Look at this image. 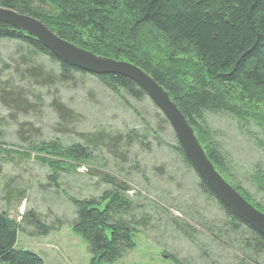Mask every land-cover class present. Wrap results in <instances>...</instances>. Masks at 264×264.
Returning <instances> with one entry per match:
<instances>
[{
    "label": "trees",
    "instance_id": "trees-1",
    "mask_svg": "<svg viewBox=\"0 0 264 264\" xmlns=\"http://www.w3.org/2000/svg\"><path fill=\"white\" fill-rule=\"evenodd\" d=\"M0 8L35 18L60 39L97 57L127 62L150 76L167 92L224 181L264 214V207L250 193L253 190L264 197V166L255 165L246 177L247 188L242 186L204 121L207 114L226 115L264 136V0H0ZM8 40L27 50L24 60L28 53H34L56 61V74L23 63V69L36 80H54L61 85L73 74L91 75L59 62L26 33L0 23V41ZM91 76L113 94H125L134 100L146 97L125 77ZM0 100L15 111H24L27 105L13 90H1ZM53 109L60 123L75 122L77 115L59 101L53 102ZM83 139L66 148L57 142L34 148L44 157L42 162L53 169L52 181L59 171L90 164L95 145L118 157L123 148L127 150L141 141L130 134H89ZM260 146L264 153L262 141ZM172 148L184 165L193 169L179 144ZM103 178L111 189L96 201L67 197L75 210L71 229L86 244L90 264H111L121 259L134 248L138 227L147 225V219L133 220L135 207L127 195L130 187L113 176L103 174ZM198 179L201 193L224 212L225 226L248 234L242 238L241 252L245 256L249 251L251 257L237 264H264V236L235 218ZM179 220L171 219L177 230V222H182ZM40 221L32 211H26L21 219L23 226L43 235L47 227ZM23 226L0 212V264H44L35 254L15 249L16 233ZM179 231L186 232L183 227Z\"/></svg>",
    "mask_w": 264,
    "mask_h": 264
},
{
    "label": "rangeland",
    "instance_id": "rangeland-1",
    "mask_svg": "<svg viewBox=\"0 0 264 264\" xmlns=\"http://www.w3.org/2000/svg\"><path fill=\"white\" fill-rule=\"evenodd\" d=\"M25 52L18 42L0 41V92L13 90L27 104L24 111H15L0 100V148L6 149H0V212L23 226V215L32 211L47 231L42 235L32 227L19 228L15 249L35 254L44 264H90L86 244L71 229L75 210L67 197L96 201L111 189L105 174L130 187L133 220L147 219L145 227H138L134 248L111 264H237L251 257L249 251L244 256L241 245L247 232L225 226L224 212L201 193L196 173L173 151L172 129L147 97L113 94L87 74H73L61 85L36 80L23 69L25 62L52 74L58 65L34 53L24 60ZM54 101L77 115L75 122L60 123ZM204 121L229 169L246 187L252 168L264 166V136L226 115L207 114ZM89 134H130L141 141L123 148L118 157L95 145L90 164L59 171L52 181L53 169L34 148L51 142L66 148ZM250 193L264 207V197ZM172 218L182 221L177 227L185 234Z\"/></svg>",
    "mask_w": 264,
    "mask_h": 264
},
{
    "label": "water",
    "instance_id": "water-1",
    "mask_svg": "<svg viewBox=\"0 0 264 264\" xmlns=\"http://www.w3.org/2000/svg\"><path fill=\"white\" fill-rule=\"evenodd\" d=\"M0 23L26 33L59 62L73 69L95 76H121L135 83L167 120L184 156L217 200L240 222L264 236V214L247 203L214 169L183 115L150 76L127 62L97 57L80 49L60 39L30 16L0 8Z\"/></svg>",
    "mask_w": 264,
    "mask_h": 264
}]
</instances>
